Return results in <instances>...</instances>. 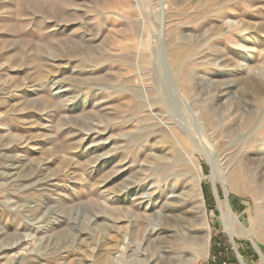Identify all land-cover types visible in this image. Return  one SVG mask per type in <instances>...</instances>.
Returning <instances> with one entry per match:
<instances>
[{
	"label": "rangeland",
	"instance_id": "obj_1",
	"mask_svg": "<svg viewBox=\"0 0 264 264\" xmlns=\"http://www.w3.org/2000/svg\"><path fill=\"white\" fill-rule=\"evenodd\" d=\"M213 257L264 264V0H0V264Z\"/></svg>",
	"mask_w": 264,
	"mask_h": 264
},
{
	"label": "bare ground",
	"instance_id": "obj_2",
	"mask_svg": "<svg viewBox=\"0 0 264 264\" xmlns=\"http://www.w3.org/2000/svg\"><path fill=\"white\" fill-rule=\"evenodd\" d=\"M169 202H172V205H174V207L171 209L172 210V212H178V211H180L181 210V208H183V202H182V200L181 199H176V198H172V199H170L169 200ZM179 204H181V205H179ZM171 212V211H170ZM230 222L228 221V224H229ZM244 262V261H243ZM243 264H245V263H243Z\"/></svg>",
	"mask_w": 264,
	"mask_h": 264
},
{
	"label": "built area",
	"instance_id": "obj_3",
	"mask_svg": "<svg viewBox=\"0 0 264 264\" xmlns=\"http://www.w3.org/2000/svg\"><path fill=\"white\" fill-rule=\"evenodd\" d=\"M207 264H232V262L227 258L213 257L208 260Z\"/></svg>",
	"mask_w": 264,
	"mask_h": 264
}]
</instances>
